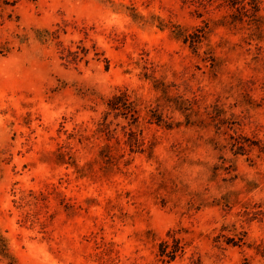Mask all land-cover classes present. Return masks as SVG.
I'll use <instances>...</instances> for the list:
<instances>
[{
  "label": "rangeland",
  "instance_id": "obj_1",
  "mask_svg": "<svg viewBox=\"0 0 264 264\" xmlns=\"http://www.w3.org/2000/svg\"><path fill=\"white\" fill-rule=\"evenodd\" d=\"M0 264H264V0H0Z\"/></svg>",
  "mask_w": 264,
  "mask_h": 264
},
{
  "label": "trees",
  "instance_id": "obj_2",
  "mask_svg": "<svg viewBox=\"0 0 264 264\" xmlns=\"http://www.w3.org/2000/svg\"><path fill=\"white\" fill-rule=\"evenodd\" d=\"M187 38H189V37H186L185 39H183V41H184L185 44L188 42V39ZM191 42L194 45V44H197V42H199V41L192 40Z\"/></svg>",
  "mask_w": 264,
  "mask_h": 264
}]
</instances>
